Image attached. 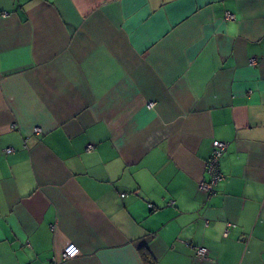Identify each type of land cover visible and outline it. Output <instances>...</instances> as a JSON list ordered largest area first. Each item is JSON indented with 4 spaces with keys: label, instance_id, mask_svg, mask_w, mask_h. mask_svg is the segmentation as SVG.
<instances>
[{
    "label": "crops",
    "instance_id": "crops-1",
    "mask_svg": "<svg viewBox=\"0 0 264 264\" xmlns=\"http://www.w3.org/2000/svg\"><path fill=\"white\" fill-rule=\"evenodd\" d=\"M147 258L264 264V0H0V264Z\"/></svg>",
    "mask_w": 264,
    "mask_h": 264
},
{
    "label": "built area",
    "instance_id": "built-area-1",
    "mask_svg": "<svg viewBox=\"0 0 264 264\" xmlns=\"http://www.w3.org/2000/svg\"><path fill=\"white\" fill-rule=\"evenodd\" d=\"M251 63L255 64L256 60L254 58L251 59ZM37 132H40V128H36ZM213 149L210 158L207 161V170L210 174L209 179L204 180L200 184V188L205 190L208 194H212L216 191V187L219 182L223 179V172L221 170V158L225 154L228 149V142L223 140H214L213 141ZM91 147V146H90ZM14 148L8 147L6 148L7 153H12ZM207 248L200 247L197 250L198 256H205L207 254ZM64 257H68L69 254L64 253Z\"/></svg>",
    "mask_w": 264,
    "mask_h": 264
},
{
    "label": "trees",
    "instance_id": "trees-1",
    "mask_svg": "<svg viewBox=\"0 0 264 264\" xmlns=\"http://www.w3.org/2000/svg\"><path fill=\"white\" fill-rule=\"evenodd\" d=\"M148 259V258H147ZM148 264H153V261L151 262V260H147Z\"/></svg>",
    "mask_w": 264,
    "mask_h": 264
}]
</instances>
